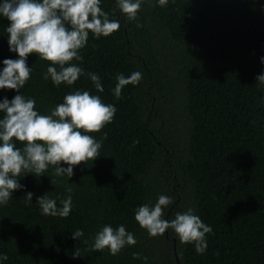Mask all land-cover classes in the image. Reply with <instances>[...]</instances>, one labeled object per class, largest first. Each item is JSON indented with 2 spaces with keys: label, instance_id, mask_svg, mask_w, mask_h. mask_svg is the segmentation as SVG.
Instances as JSON below:
<instances>
[{
  "label": "trees",
  "instance_id": "16d2710c",
  "mask_svg": "<svg viewBox=\"0 0 264 264\" xmlns=\"http://www.w3.org/2000/svg\"><path fill=\"white\" fill-rule=\"evenodd\" d=\"M101 8L120 29L108 37L90 33L82 61L73 62L97 74L104 91L87 75L54 85L44 79L52 65L36 54L27 59L32 72L21 89L42 115L76 90L113 104L112 123L92 133L97 140L107 134L100 157L75 166L70 179L51 166L40 177H18L23 188L0 205V253L8 256L0 264H264V85L256 81L264 74V0H169L166 7L145 0L135 21L115 0H101ZM8 26L0 16V71L4 59H18ZM136 71L140 83L125 86L117 99V74ZM17 94L0 89V101ZM180 129L182 148L173 138ZM43 195L58 207L71 195L69 216L43 215L36 202ZM161 195L173 198L166 219L191 208L212 228L203 254L171 229L152 238L139 226L135 210ZM104 225H124L137 243L113 256L72 238L81 229V240L91 243Z\"/></svg>",
  "mask_w": 264,
  "mask_h": 264
},
{
  "label": "clouds",
  "instance_id": "9594fccd",
  "mask_svg": "<svg viewBox=\"0 0 264 264\" xmlns=\"http://www.w3.org/2000/svg\"><path fill=\"white\" fill-rule=\"evenodd\" d=\"M116 7L128 21L138 19V13L145 0H115ZM169 0H158V6L166 7ZM0 16L7 19L9 50L18 59H4L0 71V89L14 90L18 94L11 100L5 97L0 101V205H6L13 193L23 188L18 177L31 173L36 177L44 175L51 166L55 176L74 175V167L100 157L104 133L97 140L92 133H100L112 123L116 107L106 104L99 95L89 91L76 90L66 94L63 102L56 105L50 114H39L36 101L21 94V89L30 79L32 68L27 64L29 55L36 54L39 59L50 62L44 79H51L56 86L74 83L83 75L89 76L97 92L104 88L100 77L95 73H85L73 61H82L83 49L91 33L95 38L108 37L121 27L119 20L111 19L109 13L101 8V0H3L0 3ZM142 25L137 24V27ZM264 63V57L261 58ZM142 73L133 72L125 77L117 74L114 96L121 98L122 89L127 85H138ZM256 81L264 85V74ZM16 142L23 148L16 147ZM139 140L133 141V146ZM65 164L67 167H62ZM54 184L55 182L51 180ZM71 193L72 189H67ZM28 201L33 193L26 192ZM42 214L51 217L67 218L72 209V197L68 195L57 206L56 199L47 195L36 199ZM173 203L170 196L161 195L154 205L143 204L135 210V220L149 236H163L167 230L174 231L181 244H193L198 254L207 249L206 234L212 228L205 224L194 210L177 212L171 220L165 218V209ZM84 232H72L73 239H79L89 246V251L103 252L105 249L113 256L126 246H134V235L126 231L124 225L117 228L104 225L89 240H81ZM133 259H143L140 253H133ZM79 256L77 252L74 257ZM8 256L0 253V261Z\"/></svg>",
  "mask_w": 264,
  "mask_h": 264
},
{
  "label": "rangeland",
  "instance_id": "374dc122",
  "mask_svg": "<svg viewBox=\"0 0 264 264\" xmlns=\"http://www.w3.org/2000/svg\"><path fill=\"white\" fill-rule=\"evenodd\" d=\"M167 117H169V116L167 115ZM180 119L182 120V117ZM173 138H174V141L177 142L179 148H182V146H183L184 143H183V134H182V130L181 129L175 131ZM186 204L187 203H183L182 206H185ZM177 212L178 211L174 212V216H175V214ZM165 213H166V209H165Z\"/></svg>",
  "mask_w": 264,
  "mask_h": 264
}]
</instances>
